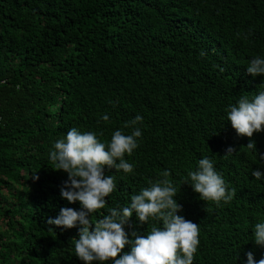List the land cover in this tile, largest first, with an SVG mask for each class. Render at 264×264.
<instances>
[{
	"label": "trees",
	"instance_id": "16d2710c",
	"mask_svg": "<svg viewBox=\"0 0 264 264\" xmlns=\"http://www.w3.org/2000/svg\"><path fill=\"white\" fill-rule=\"evenodd\" d=\"M257 55L264 0H0V264H84L76 228L44 223L79 207L60 198L67 176L52 170L49 151L72 127L103 141L129 133L137 114L142 135L125 154L134 168H105L116 187L93 223L167 170L178 214L199 225L192 264H243L247 251L260 259L252 226L264 220V181L251 171L264 167V131L237 135L226 114L241 94L264 90V77L246 72ZM228 146L235 152L225 155ZM202 156L234 189L231 200L202 201L183 184ZM154 225L162 222L133 213L125 232Z\"/></svg>",
	"mask_w": 264,
	"mask_h": 264
},
{
	"label": "clouds",
	"instance_id": "9594fccd",
	"mask_svg": "<svg viewBox=\"0 0 264 264\" xmlns=\"http://www.w3.org/2000/svg\"><path fill=\"white\" fill-rule=\"evenodd\" d=\"M246 72L253 77H264V57H252ZM226 114L227 122L237 135L251 138L254 132L264 131V90L241 94L234 104L227 106ZM100 119L107 121L109 116L104 113ZM142 121L141 115H135L126 122L129 133L116 129L107 141L99 138L102 132L72 127L63 138L53 142L49 151V159L54 164L52 170L63 171L67 176L59 188L60 198L70 204L78 202L79 207H60L58 213L48 216L44 223L51 231L76 228L74 253L84 264H192L200 242L199 225L178 214L181 205L175 199L177 189L168 179L167 170L159 180L130 194V202L111 208L95 223L91 219L96 210L104 208L105 198L116 187L114 176L105 174V168L124 173L133 170L134 165L125 159V154L131 155L138 147ZM246 147L257 153L252 139ZM234 152L235 149L228 146L225 155ZM258 157L264 161V153ZM251 175L264 181V167L252 169ZM187 177L183 184H189L202 201L220 203L233 197L234 189L227 187L208 156L199 158L195 170H189ZM32 178L38 179L36 175ZM133 213L140 224L152 217L158 218L162 226L154 225L144 234L126 233L125 225ZM252 236L256 245L264 247V220L252 226ZM126 245L128 251L122 252ZM245 257L243 264H264V254L256 260L253 252L247 251Z\"/></svg>",
	"mask_w": 264,
	"mask_h": 264
}]
</instances>
